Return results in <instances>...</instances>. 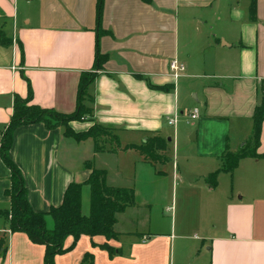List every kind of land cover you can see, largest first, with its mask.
Masks as SVG:
<instances>
[{
  "label": "crops",
  "instance_id": "0c3cea01",
  "mask_svg": "<svg viewBox=\"0 0 264 264\" xmlns=\"http://www.w3.org/2000/svg\"><path fill=\"white\" fill-rule=\"evenodd\" d=\"M96 2L0 0V34L10 25V38H0V139L14 97H27L26 81L32 105L65 115L75 111L80 75L94 63ZM100 26L98 47L107 61L88 87L93 118L69 127L82 133L95 124L118 142L106 140L96 152L98 141L76 142L63 127L49 131L34 124L14 131L9 157L35 213L59 207L70 183H85L88 164L105 172L108 187L132 189L134 205L116 215V240L81 236L54 263L264 264V159L247 157L231 173L219 172L215 188L207 181L222 168L226 148L239 152L229 145L230 126L235 132L245 126L238 143L251 137L264 90V0H103ZM174 60L185 67L177 81L169 70ZM193 110L199 130L190 141L199 140L200 130H212L200 145L186 144L180 153L175 126ZM152 138L168 141L160 152L166 162L151 164L125 149ZM256 154H264V122ZM125 169L131 171L126 177ZM138 173L148 178L147 198L118 184L133 182ZM9 176L0 160V211L10 207ZM163 201L170 203L169 218L156 213ZM89 204L84 186L82 215L88 216ZM71 243L68 238L64 247ZM102 245L119 253L110 256ZM85 255L91 261L84 262ZM43 257V246L10 234L0 216V264H43Z\"/></svg>",
  "mask_w": 264,
  "mask_h": 264
},
{
  "label": "trees",
  "instance_id": "16d2710c",
  "mask_svg": "<svg viewBox=\"0 0 264 264\" xmlns=\"http://www.w3.org/2000/svg\"><path fill=\"white\" fill-rule=\"evenodd\" d=\"M149 3V0H143ZM103 0L96 2V45L95 57L92 70L83 72L80 75L77 95L76 109L72 114H60L53 110L41 109L31 104L32 91L27 83V97L22 99L14 97L13 114L11 119L1 134L0 139V160L9 170L10 187L5 195L10 199V207L7 211H0V216L8 221L10 234H25L28 240L34 244L44 247L43 264H54V258L72 251L81 236L89 238L103 237L106 241L116 240L118 235L113 227L116 223V215L122 213L127 207L134 205V192L132 189L113 188L105 184V172L91 169L88 180L83 184L70 183L64 191L62 203L59 207H52L45 213H35L30 208L27 199V191L20 170L9 157V150L12 146L14 131L22 126L42 124L47 130L52 131L59 127L64 128V136L76 142L87 139L96 141L94 133L104 132L111 134L107 129L98 125H92L86 132L75 133L70 127V122H91L92 109L86 103H93V99L88 95V87L97 78V72L103 70L107 61L105 55H101L98 47V39L101 36V13ZM249 19L255 21L254 2L249 10ZM2 43H4L2 41ZM5 44V43H4ZM21 58L23 57L20 48ZM139 78V76H136ZM262 99L258 106L254 108L252 115V131L250 139L245 142L238 153H230L227 148L222 155V168L208 176V184L211 188L216 187V176L219 172L231 173L238 162L244 158L264 159L263 155L256 154L259 146L261 126L264 122V90ZM107 136V135H106ZM113 141L117 143V138L111 134ZM167 140L161 138L146 139L141 147H125L140 153L148 163H153L156 159L153 150L159 152L166 151ZM100 149L96 148V152ZM158 161V159H156ZM159 162V161H158ZM166 162V160H164ZM89 187L90 204L89 214L84 216L81 213L82 188ZM68 238H72V243L65 248L64 244ZM108 255L118 254L108 245L100 246ZM91 261L89 255H85L84 262Z\"/></svg>",
  "mask_w": 264,
  "mask_h": 264
},
{
  "label": "rangeland",
  "instance_id": "374dc122",
  "mask_svg": "<svg viewBox=\"0 0 264 264\" xmlns=\"http://www.w3.org/2000/svg\"><path fill=\"white\" fill-rule=\"evenodd\" d=\"M9 32H10V25H9V23H6L5 28L2 29V32L0 34V38H10V35L8 34ZM259 93L261 96L259 98L262 99L261 90H259ZM261 99H260V102H261ZM192 108H193V106L190 107L187 112L188 113L191 112ZM188 113L187 114L184 113V116H181L179 118V122L175 126V129L177 132V139H178L177 144L179 146L180 153L184 152V148H185L184 145H186V144L192 145V146L200 145L201 141H203V140L205 141V139L207 137L206 132L208 130H212L211 128L206 129L205 131L200 130L199 131V140H197V142H191L190 137L193 136L194 134H197L196 132L199 130V127H198V120H191L188 116ZM79 123H82V122H79ZM234 128H236L235 124H234ZM244 129H245V126H242L241 129L237 131L238 132L237 133V132H235V130H232V126H230L227 138H228L230 147H233L234 150H236V151L240 150L243 143H245L247 141V140L246 141L243 140L241 143L237 142L238 137L242 134V132H240V131L242 130L244 132ZM203 134H205V135H203ZM94 136L96 137V141H98L97 142L98 144H96V148H98V149L100 148V144H102L106 140L109 142H113V138H112L111 134H105L104 132L100 131V133L95 132ZM227 144H228V142H227ZM153 153H154V156L156 157V159H158V161L160 163H164V160H166V157L163 153H160L159 151H155V150H153ZM156 159L153 160L154 164L158 163V161ZM125 165H126V163H125ZM130 172L131 171H129L128 169H125L124 170V176L125 177L128 176V174ZM118 184H120L121 186H124V187L135 188L136 190H139L142 198H147L146 193L148 194V192L150 190L148 188V178H147L145 173H142V174L138 173L136 179L131 183L127 182V180H123V181H120V183H118ZM88 196H89V193L84 192V195H83V209H84V211L86 209V204H87L86 198ZM169 204L170 203L166 202V201L160 202L159 205L156 207V209H157L156 213L162 214V217H164V218H169L171 216L170 209L167 207Z\"/></svg>",
  "mask_w": 264,
  "mask_h": 264
},
{
  "label": "built area",
  "instance_id": "2783aa9c",
  "mask_svg": "<svg viewBox=\"0 0 264 264\" xmlns=\"http://www.w3.org/2000/svg\"><path fill=\"white\" fill-rule=\"evenodd\" d=\"M169 70H170V76L174 81H177L180 77H182V73L185 70V67L180 64L178 61L174 60L170 63L169 66ZM198 117V112L197 110H193L192 113L189 115V118L191 120H195ZM169 124H172V122L170 121Z\"/></svg>",
  "mask_w": 264,
  "mask_h": 264
},
{
  "label": "water",
  "instance_id": "95a60500",
  "mask_svg": "<svg viewBox=\"0 0 264 264\" xmlns=\"http://www.w3.org/2000/svg\"><path fill=\"white\" fill-rule=\"evenodd\" d=\"M195 140V136L193 135L192 137H191V141H194Z\"/></svg>",
  "mask_w": 264,
  "mask_h": 264
}]
</instances>
